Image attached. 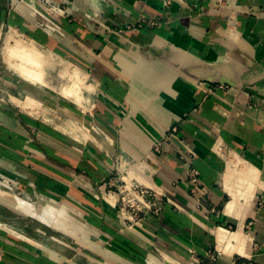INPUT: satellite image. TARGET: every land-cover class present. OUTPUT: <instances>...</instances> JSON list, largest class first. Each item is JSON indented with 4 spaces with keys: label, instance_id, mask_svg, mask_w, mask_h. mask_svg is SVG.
<instances>
[{
    "label": "crops",
    "instance_id": "obj_1",
    "mask_svg": "<svg viewBox=\"0 0 264 264\" xmlns=\"http://www.w3.org/2000/svg\"><path fill=\"white\" fill-rule=\"evenodd\" d=\"M51 2L66 14L38 3L35 19L17 11L21 25L34 21L27 29L52 56L50 37L65 42L59 83L82 87L80 104L95 86L94 142L98 126L110 140L87 143L83 125L85 143L74 142L0 101V173L42 213L0 197V264H264V0ZM113 150L150 165L173 201L137 236L119 230ZM189 166L202 177L200 201Z\"/></svg>",
    "mask_w": 264,
    "mask_h": 264
},
{
    "label": "rangeland",
    "instance_id": "obj_2",
    "mask_svg": "<svg viewBox=\"0 0 264 264\" xmlns=\"http://www.w3.org/2000/svg\"><path fill=\"white\" fill-rule=\"evenodd\" d=\"M18 1L21 0H0V98H3L2 103L7 107H13L16 110L22 111V113L28 116H32L38 119L40 122L46 125L56 128L61 133L69 137L72 141L77 143H81V144L85 143L81 140L80 137L81 136L80 132L82 131L80 128L85 126L84 127L85 131L87 129H90L92 131V138H93V139H87L86 142L94 144L95 143L94 141L96 139L94 134L95 123H93V121L88 118L89 108L91 104L90 101L93 99L95 93V86L94 84H92L93 81H91L87 77V82H86L87 85H93L94 89L92 91H89L88 89L83 88L87 100H85L84 104H80L81 98H79V96L80 94H82V87L79 88V85L73 82H71V84L65 83L63 85L62 83H59V81L62 80V76H67V74L65 73L63 74L62 70L59 69V67L57 66H61L60 65L61 60H64L66 62H68V60H71L70 57H66L61 53L62 50L60 47H65L63 45L65 44V42L61 40L59 37H58L59 39L58 41L55 37L54 38H52L53 36L50 37L51 39H54L55 43L59 46L58 51L54 50L55 53H57L58 55L54 54L55 56L54 57L51 54L46 53L42 48H48L52 50L53 48L51 46L42 44L41 43L42 41L37 39L36 36H34V34L30 32L31 30L27 29V27L30 29H36L35 28L37 26L36 23H34V21L33 22L29 21L30 22L29 24L24 23V26H22L21 24H23L22 23L23 21L21 20L19 14H17V11H26L27 13H30L31 11L33 14L34 13L32 10L33 7L30 4H35L38 10V6H39L38 3L44 5L45 0H22L25 5H28V7H30L28 8V10L27 9L23 10V8L17 6ZM51 1L52 0H50V2ZM59 7L63 8V6H59ZM63 10L65 11L64 8ZM38 12L37 13L40 15L41 10H38ZM44 14L48 18L46 12ZM65 14L66 13L64 14L58 13L57 15H65ZM30 15L31 14H28L27 18L34 17L35 19L34 14L33 16ZM12 21H16L17 23H13ZM47 29L51 34L52 31H54L52 30L53 28H47ZM56 31H59L60 34L58 35L53 34V35L56 36L60 35L61 37L62 35L61 30L56 28ZM39 36L41 37V39H44L45 37H48V34L46 31L45 32L40 31ZM17 41L20 42L21 45ZM16 44L18 45V49ZM23 44H25L24 46L32 44L31 46L36 47V49L40 51L43 56V57L38 56V58L41 59L44 58V59L40 60L37 57H35L33 60H31L33 57L30 56L32 57L30 58L25 49L24 52L22 51L23 49H21V47H24ZM42 45H44V47ZM7 47L8 50H10L9 52H11L10 54L7 50ZM13 50L15 52H13ZM7 52L9 55L7 54ZM20 53L21 55L24 54V57H22ZM11 54L12 55L15 54V55L12 57ZM26 56L30 59L26 58ZM24 58L26 60H22ZM35 59L36 61L37 60L38 61L36 62ZM39 60L41 61L40 63ZM24 62H26L25 63L26 65L25 64L23 65ZM29 62L33 65H31ZM55 62L59 65H57ZM23 66L24 68L22 69ZM25 66L28 69V71H25L26 74L24 73V69H26ZM39 66L41 67L43 66V67L41 68ZM36 71L37 73H35ZM30 74H32L33 76H38V75L44 77L47 76V79L44 80L45 82H43L42 84L41 82L33 79V76L31 78ZM70 75L71 78L75 79L76 75L73 72ZM33 90L38 91L39 94H34ZM98 128H99V140L95 144L103 148H106L108 147L109 144L107 142V139L110 140V138L102 134V130L100 129L99 126ZM88 133H89L88 135H91L89 131ZM113 153L115 159H117V167L118 168L120 167L119 168L120 171L121 169H127V171H129V177L135 176L140 178L142 181L149 183V181L146 180L149 179V176L146 175L147 171H145L144 169L142 171L138 169L139 168L138 166L143 167L142 162L140 164H137L138 161L136 160L130 161V159L125 156V153L121 155V153L118 150L117 151L113 150ZM222 158L224 159V161L227 160L226 154ZM123 159L126 161V165H123ZM234 174L237 175L236 172H234ZM0 175L2 174L0 173ZM122 175L126 177V174L124 172H122ZM112 195L115 196L114 193ZM0 197H6V198L13 197V199L17 201L16 203H18V205H22L25 210L31 211L37 215L42 214L40 213V210L38 211L36 207H33L34 204L30 203V201L27 198L21 197L20 195L17 196L13 191L7 188H3L2 186H0ZM59 209L65 211L64 208L62 207H59ZM42 211L51 218L53 217L55 218L57 212L53 207H44Z\"/></svg>",
    "mask_w": 264,
    "mask_h": 264
},
{
    "label": "built area",
    "instance_id": "obj_3",
    "mask_svg": "<svg viewBox=\"0 0 264 264\" xmlns=\"http://www.w3.org/2000/svg\"><path fill=\"white\" fill-rule=\"evenodd\" d=\"M164 2L165 4H170L171 0H164ZM30 5L38 12L35 4ZM44 5L56 13H65L63 8L52 4L50 0H45ZM144 23L154 25L156 21H149L147 23L143 21L139 23L138 26L141 27ZM131 27L132 26L128 25V28ZM2 100L3 98H0V101ZM170 131L176 132L177 128L172 127ZM155 150L159 151L158 145L155 146ZM140 163L141 162H138L137 164ZM143 164V166L147 167L146 169L149 172L150 183H146L135 176L129 177V171H127V169H121V171L126 174V177H124V174L122 175L119 169L120 167L118 168L116 165V180L115 183L110 185L111 189L113 188V193L116 195L115 206L122 219L119 230L129 236H131V234L136 235L137 231L143 229L148 215L161 216L164 211V205L167 203L173 204V201L165 192L155 184L154 175L156 171L150 165L146 163ZM185 181L188 192L200 201L202 198L200 188L203 185L200 172L196 168L189 166L187 168ZM0 186L14 193L16 191V185L2 175H0ZM16 193L15 195H18Z\"/></svg>",
    "mask_w": 264,
    "mask_h": 264
},
{
    "label": "bare ground",
    "instance_id": "obj_4",
    "mask_svg": "<svg viewBox=\"0 0 264 264\" xmlns=\"http://www.w3.org/2000/svg\"><path fill=\"white\" fill-rule=\"evenodd\" d=\"M17 42H18V41H17ZM17 42H16V43H17ZM18 43L20 44V42H18ZM21 43H22V42H21ZM16 45H17V44H16ZM20 45H21V44H20ZM24 45H25V44H23V46H24ZM29 45H30V44H29ZM29 45H26V46H24V47H21V49H23V50H22L23 52L26 50V52L28 53L29 57H30V56L33 57V58L30 57V58H32L31 60H33L35 57L38 58V56H39V57L42 56L41 52L38 51V50L36 49V47H32V46H31L32 44H31L30 46H29ZM10 46H11V45H10ZM8 47H9V46H8ZM8 47H7V50H8ZM9 48H10V47H9ZM11 49H12V48H11ZM17 49H18V45H17ZM24 49H25V50H24ZM19 50H20V49H19ZM9 51H10V50H8V52H9ZM11 51H12V50H11ZM8 52H7V54H8ZM13 52H15V51L13 50ZM10 53H11V52H9V54H10ZM18 53H19V52H18ZM21 53H22V52H21ZM21 53H20V55H21ZM9 54H8V55H9ZM25 54H26V53H25ZM11 55H12V54H11ZM11 55H10V56H11ZM14 55H15V54H14ZM14 55H12V57H13ZM17 55H18V54H17ZM21 56L24 57V54L21 55ZM21 56H20V57H21ZM42 57H43V56H42ZM26 58H28V57L26 56ZM30 58H28V59H30ZM37 58H36V59H37ZM36 59H35V61H36ZM38 59L43 60L44 58H42V59H41V58H38ZM22 60H26V59L24 58V59H22ZM40 60H39V63L41 62ZM27 61H28V60H27ZM37 61H38V60H37ZM37 61H36V62H37ZM25 63H26V62H24L23 65H24ZM29 63H30V62H29ZM32 63H33V62H32ZM30 64H31V63H30ZM36 64H37V63H36ZM41 64H42V63H41ZM41 64H39V65H41ZM43 64H45V63H43ZM25 65H26V64H25ZM31 65H33V64H31ZM37 65H38V64H37ZM34 66H35V65H34ZM25 67H26V66H25ZM37 67H38V66H37ZM39 67H41V66H39ZM42 67H43V66H42ZM42 67H41V68H42ZM23 68H24V66L22 67V69H23ZM22 69H21V70H22ZM26 69H27V67H26ZM26 69H24V73H25V71H28V69H27V70H26ZM30 69H32V68H30ZM30 69H29V70H30ZM33 70H35V69H33ZM22 71H23V70H22ZM29 72H30V71H29ZM31 73H32V72H31ZM35 73H37V71H36ZM41 73H42V72H41ZM25 74H26V73H25ZM33 74H34V73H33ZM28 75H29V73H28ZM30 75H31V78H32V74H30ZM34 75H35V74H34ZM47 75H48V74H47ZM38 76H41V75H38ZM40 79H41V78H40ZM44 79H47L46 76L44 77ZM38 80H39V79H38ZM71 81H72V80H71ZM46 82H47V81H46ZM42 84H43V83H42ZM44 85H45V84H44ZM114 204H115V203H114ZM49 209H50V208H49Z\"/></svg>",
    "mask_w": 264,
    "mask_h": 264
},
{
    "label": "trees",
    "instance_id": "obj_5",
    "mask_svg": "<svg viewBox=\"0 0 264 264\" xmlns=\"http://www.w3.org/2000/svg\"><path fill=\"white\" fill-rule=\"evenodd\" d=\"M13 23H17L16 21H12Z\"/></svg>",
    "mask_w": 264,
    "mask_h": 264
}]
</instances>
